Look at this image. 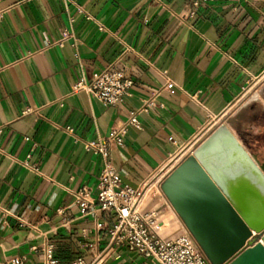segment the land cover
I'll return each mask as SVG.
<instances>
[{"label": "crops", "instance_id": "obj_1", "mask_svg": "<svg viewBox=\"0 0 264 264\" xmlns=\"http://www.w3.org/2000/svg\"><path fill=\"white\" fill-rule=\"evenodd\" d=\"M110 66L133 80L118 106L73 92ZM263 101L264 0H0V264H43L47 243L61 264L103 253L117 215L76 203L83 187L97 195L104 164L84 142L135 113L139 127L110 149L134 187L169 175L222 124L263 163ZM144 207L159 210L165 238L187 228L162 191ZM102 264L155 263L121 247Z\"/></svg>", "mask_w": 264, "mask_h": 264}, {"label": "water", "instance_id": "obj_2", "mask_svg": "<svg viewBox=\"0 0 264 264\" xmlns=\"http://www.w3.org/2000/svg\"><path fill=\"white\" fill-rule=\"evenodd\" d=\"M263 164L222 124L164 183L213 264H264Z\"/></svg>", "mask_w": 264, "mask_h": 264}, {"label": "built area", "instance_id": "obj_3", "mask_svg": "<svg viewBox=\"0 0 264 264\" xmlns=\"http://www.w3.org/2000/svg\"><path fill=\"white\" fill-rule=\"evenodd\" d=\"M194 5L200 1L192 0ZM57 44L62 46L67 38ZM133 80L122 70L113 66L107 67L91 76H82L76 83L73 92H86L104 105L116 107L130 95ZM175 82L166 77L163 89L174 92ZM148 104H153V99ZM61 105L62 101H61ZM34 112L28 108L24 113ZM130 126L139 127L137 115H130L123 125L114 127L109 135L99 137L96 141L84 142L87 152L99 154L103 157L104 164L100 173L98 192L94 197L89 187H83L75 193L76 203L81 206L82 212L87 213L94 207L105 212H115L116 223L107 230L109 241L103 253L98 254L92 263H87L82 256L73 259L72 264H102L104 257L121 247H127L138 252L155 264H213L204 255L193 234L188 228L172 238L162 235L164 222L160 219L158 209H145L144 205L149 196L163 189L161 180L145 181L141 186L134 187L124 184L118 169L114 166L110 149L111 145L122 146ZM72 133V127L65 128ZM194 151H192L193 154ZM60 212H63L61 210ZM55 245L47 243L42 247L44 254L43 264H61L54 253ZM14 264H24V259L15 258Z\"/></svg>", "mask_w": 264, "mask_h": 264}, {"label": "rangeland", "instance_id": "obj_4", "mask_svg": "<svg viewBox=\"0 0 264 264\" xmlns=\"http://www.w3.org/2000/svg\"><path fill=\"white\" fill-rule=\"evenodd\" d=\"M252 93L254 94V91L253 92H251V94L249 95L250 96V98H252ZM262 100V99H261ZM263 104H264V101H263ZM178 167H179V165H178ZM176 170V168L175 169H173V171L172 172H170L169 173V175H167L166 177H164V178H162V180H161V184H162V186L164 185V183L166 182V180L173 174V172ZM162 192L164 193V191H163V189H162ZM165 194V193H164ZM169 199V198H168Z\"/></svg>", "mask_w": 264, "mask_h": 264}, {"label": "bare ground", "instance_id": "obj_5", "mask_svg": "<svg viewBox=\"0 0 264 264\" xmlns=\"http://www.w3.org/2000/svg\"><path fill=\"white\" fill-rule=\"evenodd\" d=\"M263 168H264V164H263ZM170 193H172V191H169Z\"/></svg>", "mask_w": 264, "mask_h": 264}]
</instances>
